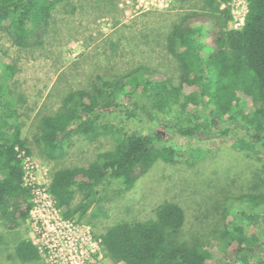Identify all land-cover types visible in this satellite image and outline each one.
Here are the masks:
<instances>
[{"label":"trees","instance_id":"obj_1","mask_svg":"<svg viewBox=\"0 0 264 264\" xmlns=\"http://www.w3.org/2000/svg\"><path fill=\"white\" fill-rule=\"evenodd\" d=\"M73 1L0 0V33L21 50L38 48L54 11ZM235 1L203 0L199 10L186 13L172 27L167 50L177 61V85L172 77L151 78L144 73L120 86L104 82L94 94H70L61 112L40 120L37 141L50 161L66 157L63 137L72 134L111 135L116 141L113 150L99 154L88 167L53 174L49 190L66 218L82 222L93 206L98 217L103 194L115 181L130 190L159 161L177 164L185 152L162 130L155 131L160 115L174 116L175 125L162 123L159 128L171 127L181 137L203 140L243 129L246 137L233 146L264 150V0H244L245 24L230 30ZM0 55L5 58L6 53L0 50ZM16 72V61L0 62V223L10 231L28 221L34 199L33 188L25 182V161L31 152L12 106L15 92L2 82ZM121 96L130 97L127 105L118 104ZM117 108L128 119L142 121L144 115L156 133H124L108 119ZM203 154L191 151L188 156L198 161ZM251 191L252 211L236 213L238 223L224 220L215 252L219 257L202 243L179 240L186 214L171 202L161 204L153 219L116 223L100 235L102 246L115 264H264V167L255 174ZM16 253L24 262L42 259L29 240H21Z\"/></svg>","mask_w":264,"mask_h":264},{"label":"rangeland","instance_id":"obj_2","mask_svg":"<svg viewBox=\"0 0 264 264\" xmlns=\"http://www.w3.org/2000/svg\"><path fill=\"white\" fill-rule=\"evenodd\" d=\"M123 1L75 0L64 4L54 11L44 43L38 48L21 50L12 44L9 36L0 33V50L6 53L5 58L0 55V62H17L15 76H6L2 82L15 92L16 105L12 102V106L23 125L22 135L31 152L26 161L28 176L36 168L40 182L50 181L56 171L88 167L99 154L115 148L116 141L111 135L89 138L72 134L68 139L63 137L65 158L50 161L44 156L37 141L40 120L61 112L70 94L78 91L94 94L103 88L104 82L120 86L141 73L151 78L166 75L178 84V65L167 50V36L186 13L199 10L203 0L187 4L175 0L167 8L146 12L137 10L136 6L124 8ZM231 8L240 19L247 3L238 0ZM234 19L230 29L234 27ZM129 100L130 97L121 96L118 104L127 105ZM140 118L142 121L128 119L119 108L108 117L124 133L153 132L154 125L144 115ZM157 120L160 124L155 131L166 133L171 143L185 154L177 164L159 161L130 190L115 181L103 194L99 206L102 214L94 216L93 206L82 223L100 240V235L116 223L153 219L161 204L171 202L180 205L186 214L179 240L202 243L215 253L220 245L219 231L224 225L240 222L238 212L252 211L249 193L255 174L264 167V150L235 148L238 139L246 137L243 129L226 137L199 140L181 137L171 127L160 129L162 123L175 125L172 115H160ZM200 150L205 152L201 159L189 158L191 151ZM79 202L80 197L75 205ZM31 235L28 221L14 231L0 223V264H47L43 259L24 262L18 257L17 245L21 240L31 241ZM103 254V264H115L104 248ZM214 257L219 256L215 253Z\"/></svg>","mask_w":264,"mask_h":264},{"label":"built area","instance_id":"obj_3","mask_svg":"<svg viewBox=\"0 0 264 264\" xmlns=\"http://www.w3.org/2000/svg\"><path fill=\"white\" fill-rule=\"evenodd\" d=\"M174 1L124 0L121 6L124 8L136 6L137 10L146 12L153 8H167ZM232 14L233 18L235 17L234 27L229 29L238 30L245 24L247 10L239 15L240 19L234 16V11ZM25 169V182L27 186L33 188L34 196L33 208L28 219L32 230L30 242L37 248L41 258L47 264H103L101 240L94 237L90 227L64 216L63 209L57 206L49 190L52 179L40 182L36 168L31 169L29 176L28 167Z\"/></svg>","mask_w":264,"mask_h":264}]
</instances>
